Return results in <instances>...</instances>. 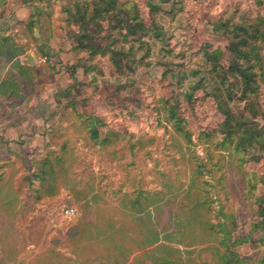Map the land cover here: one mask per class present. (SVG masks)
<instances>
[{"label": "rangeland", "instance_id": "rangeland-1", "mask_svg": "<svg viewBox=\"0 0 264 264\" xmlns=\"http://www.w3.org/2000/svg\"><path fill=\"white\" fill-rule=\"evenodd\" d=\"M76 1L0 0L24 49L3 71L29 70L0 93V264H264V138L235 149L214 96L264 127V0H87L84 25ZM235 31L262 57L252 109L224 71ZM56 156L58 193L37 200L28 178Z\"/></svg>", "mask_w": 264, "mask_h": 264}, {"label": "trees", "instance_id": "trees-1", "mask_svg": "<svg viewBox=\"0 0 264 264\" xmlns=\"http://www.w3.org/2000/svg\"><path fill=\"white\" fill-rule=\"evenodd\" d=\"M95 4V8L97 11V14H101L104 12L105 9L104 6L108 5L109 7H112L117 4V0H94L92 1ZM85 4H87V8H89V1L85 0ZM76 7L80 10L79 11V17L81 24H85L88 22V20H92V17L87 16V8L83 5H81L80 1L75 2ZM36 13H39V10L35 11ZM38 22L37 19L32 17L29 21V27L36 24ZM99 23V22H97ZM240 29L242 28L241 25L238 26ZM241 30H244L242 28ZM236 33V41H233L230 44V51H231V61L229 64L228 69L224 70L225 73L231 74L235 80L241 84L242 86V94L244 99L249 100L247 103L248 108H253V103L251 102V95L256 94L258 91V74L255 70V62L261 63L262 57L260 55H257V58L255 59L254 54L255 51H253V47L251 46L252 38H249L247 35H241L240 33ZM262 40L264 41V32H262ZM86 47V46H85ZM43 53L44 56L49 57L48 52L46 51V45H41L39 48ZM24 49L23 46L19 43H17L11 35H3L0 37V93L2 94H11V96H17L18 92L21 91L22 88V76L25 73H29V70L26 69L25 66L20 65V72L19 76H16V74H13L9 71L4 72L2 68V63L4 66H7L8 64H19L17 62V59L21 54H23ZM32 81L30 79L27 80V83H31ZM218 90H220V87H218ZM215 99L217 101V106L224 115V122L222 124L224 132L228 134V136H236L234 140L235 141V149H242V146H251L253 144H258L259 139L260 141L264 136V127L263 128H257L254 121H248L249 119H242V117L239 114L234 113L224 101L221 99V95L218 93L214 94ZM103 142L108 143L109 136L108 133L104 135ZM69 150V149H68ZM66 153V152H65ZM65 158H62L60 156H56L54 159H51L50 157H46L38 166H37V172L34 173V177H29L28 182L32 186V190L37 193V200H41L42 198L46 196H53L58 193V184H57V163H64ZM88 196L86 193L84 194V199L86 200ZM148 199V198H147ZM153 203V201H151ZM149 201V203H151ZM155 202V201H154ZM137 204L142 209L146 208L145 203L141 201L140 199L136 200L135 197L131 201V205ZM135 210V209H134ZM259 213L261 216L260 224L264 230V208H259ZM187 221L192 222V226H189L193 229V223L196 221H199L196 213H192L190 217H186ZM85 220V221H84ZM82 222H78L75 224L74 228L72 229V235L69 236V239L74 240V244L76 242H82L88 233V229L92 222L88 220L86 215L84 214L83 217H81ZM96 230H97V237L100 241L103 238L104 241H108L106 244L107 246H112L113 240L110 238H107L108 235L111 236V232L105 230L107 226L96 223ZM89 226V227H88ZM137 231H140L139 228H137ZM135 230V234L137 233ZM136 236V235H135ZM157 240H159L158 235L156 233ZM109 239V240H108ZM132 239H134V242L132 246L130 247V251L135 252V247H138L135 245V237L132 236ZM156 240V241H157ZM117 242V241H116ZM117 243H115L116 245ZM109 248V247H107ZM88 260V259H87ZM86 264V263H82Z\"/></svg>", "mask_w": 264, "mask_h": 264}, {"label": "built area", "instance_id": "built-area-1", "mask_svg": "<svg viewBox=\"0 0 264 264\" xmlns=\"http://www.w3.org/2000/svg\"><path fill=\"white\" fill-rule=\"evenodd\" d=\"M64 214L66 216L74 217L77 213H76L75 208H73V207H65L64 208Z\"/></svg>", "mask_w": 264, "mask_h": 264}, {"label": "crops", "instance_id": "crops-1", "mask_svg": "<svg viewBox=\"0 0 264 264\" xmlns=\"http://www.w3.org/2000/svg\"><path fill=\"white\" fill-rule=\"evenodd\" d=\"M18 60V59H17ZM11 64H8L7 65V67L8 66H10ZM4 128H6V127H4ZM7 129V128H6ZM8 130H10V129H8ZM2 134H4V136H7V135H9V134H11V133H2ZM74 208V207H73ZM133 211H135L134 209H133ZM81 216H82V213H81V215L79 216V218H77V221L75 222V223H78L79 221H80V219H81ZM87 238H85L83 241H85ZM90 259V258H89ZM88 259V260H89ZM94 262L93 261H91V260H89V262L87 263V264H93Z\"/></svg>", "mask_w": 264, "mask_h": 264}]
</instances>
